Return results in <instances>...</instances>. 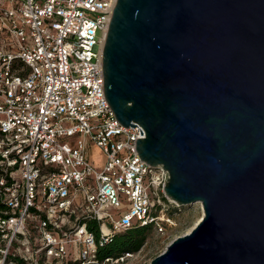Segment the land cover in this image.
<instances>
[{
    "label": "built area",
    "instance_id": "2783aa9c",
    "mask_svg": "<svg viewBox=\"0 0 264 264\" xmlns=\"http://www.w3.org/2000/svg\"><path fill=\"white\" fill-rule=\"evenodd\" d=\"M115 3L0 0V264H113L130 255L99 258L114 234L176 225L168 171L139 156L143 127L105 96Z\"/></svg>",
    "mask_w": 264,
    "mask_h": 264
},
{
    "label": "water",
    "instance_id": "95a60500",
    "mask_svg": "<svg viewBox=\"0 0 264 264\" xmlns=\"http://www.w3.org/2000/svg\"><path fill=\"white\" fill-rule=\"evenodd\" d=\"M102 68L166 196L203 212L149 264H264V0H116Z\"/></svg>",
    "mask_w": 264,
    "mask_h": 264
},
{
    "label": "rangeland",
    "instance_id": "374dc122",
    "mask_svg": "<svg viewBox=\"0 0 264 264\" xmlns=\"http://www.w3.org/2000/svg\"><path fill=\"white\" fill-rule=\"evenodd\" d=\"M90 160L97 166L103 161V153L95 146H90ZM202 213L200 204L180 205L179 210L174 215L176 225L168 227L166 233H157L150 230L147 239L141 248L127 255L123 260L113 264H149L158 254L162 253L167 245L178 235L189 232L198 221Z\"/></svg>",
    "mask_w": 264,
    "mask_h": 264
},
{
    "label": "trees",
    "instance_id": "16d2710c",
    "mask_svg": "<svg viewBox=\"0 0 264 264\" xmlns=\"http://www.w3.org/2000/svg\"><path fill=\"white\" fill-rule=\"evenodd\" d=\"M180 205L170 206L167 213L174 217ZM152 230V225H133L124 231L114 234L110 240L98 245L97 253L100 259L104 257H120L124 253H134L144 244L147 236ZM98 236V235H97Z\"/></svg>",
    "mask_w": 264,
    "mask_h": 264
},
{
    "label": "bare ground",
    "instance_id": "6f19581e",
    "mask_svg": "<svg viewBox=\"0 0 264 264\" xmlns=\"http://www.w3.org/2000/svg\"><path fill=\"white\" fill-rule=\"evenodd\" d=\"M202 214H203V212L201 213V215L198 217V219H197V220H199V219H200V217L202 216Z\"/></svg>",
    "mask_w": 264,
    "mask_h": 264
}]
</instances>
